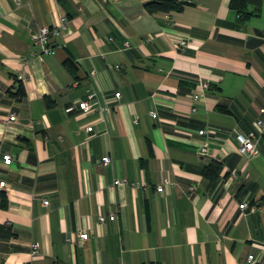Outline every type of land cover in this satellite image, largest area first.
Returning <instances> with one entry per match:
<instances>
[{
  "label": "crops",
  "instance_id": "crops-1",
  "mask_svg": "<svg viewBox=\"0 0 264 264\" xmlns=\"http://www.w3.org/2000/svg\"><path fill=\"white\" fill-rule=\"evenodd\" d=\"M147 1L0 0V264H264V2L240 21L231 0ZM63 18L54 51L32 52V30ZM91 89L109 114L79 107ZM251 130L254 156L235 137Z\"/></svg>",
  "mask_w": 264,
  "mask_h": 264
},
{
  "label": "built area",
  "instance_id": "built-area-1",
  "mask_svg": "<svg viewBox=\"0 0 264 264\" xmlns=\"http://www.w3.org/2000/svg\"><path fill=\"white\" fill-rule=\"evenodd\" d=\"M67 27V21L65 18H63L60 22L53 24V25H40L38 27H36L34 30H32L31 32V40H32V52L36 53L39 57L42 56L43 53L46 52H51L54 51V47L49 43L50 37L53 35H58L61 34ZM128 44V43H127ZM187 44V39L186 38H180V40L177 42V45L179 47H184ZM94 72V70L92 71ZM19 77L22 78L23 75L19 74ZM210 87V81L208 79H203L202 77L199 78L196 83L195 86L193 87V90L191 91V95L193 98L195 99H200L202 97H204L206 91L208 90V88ZM113 97L114 99H118L121 97V91L117 90L113 93ZM79 107L81 109H83L84 111H89L91 109H96L99 108L102 112H103V116L105 114H109L112 111V105L110 103H102L100 101V98L98 97L97 91L95 89H91L88 91L87 96L82 98L79 103H78ZM193 109H197L196 106L193 107ZM264 110V108H263ZM151 114L153 116L157 115V111L156 109L151 110ZM9 119L11 120H16L17 119V115L15 113H11ZM257 124L259 126H262L263 120L259 119L257 120ZM85 128L92 132V133H97L100 132L98 130V128L95 127L94 122L88 123ZM215 128L213 126L210 125H206L204 127H201L199 129V133L201 134H208L211 131H213ZM237 142H238V150L241 153H244L248 156H254L258 153V147L256 144V140H255V131L251 130L247 133H236L235 135ZM200 153L202 154H206L209 152V142L203 141L200 145ZM102 162L104 163H108L111 161V156L109 154H104L101 159ZM2 161L4 163H11L13 161V155L9 152H6L2 155ZM236 175V171H233L231 173V176H235ZM128 183L127 179H116L114 181V185H123ZM169 183V181L167 179L164 180V184ZM134 184V183H132ZM164 184H161L158 186V191H163L164 190ZM6 181H0V187H6ZM192 191L195 190V187L192 186L190 188ZM45 205L49 204V200L48 199H44L43 200ZM239 207L241 209H247L250 208L251 211L255 210V207H250L248 202H243L239 204ZM99 219V223L100 224H104L107 219L110 220H115L116 219V215L115 214H110V216L107 218L104 215H99L98 217ZM78 236L79 238H81L82 240H87L90 236L89 232H87L86 230H82L80 232H78ZM71 239V238H70ZM33 253H36L39 249V244H33ZM262 255L259 256H255L254 254H250L248 256V263L252 264L256 261H259Z\"/></svg>",
  "mask_w": 264,
  "mask_h": 264
},
{
  "label": "trees",
  "instance_id": "trees-1",
  "mask_svg": "<svg viewBox=\"0 0 264 264\" xmlns=\"http://www.w3.org/2000/svg\"><path fill=\"white\" fill-rule=\"evenodd\" d=\"M264 0H231L230 6L237 11L239 14V20L245 21L254 15H259L263 9ZM187 3L185 0H148L146 2V7L149 11H171L173 9H179ZM68 63L71 67H76L75 61L69 59ZM13 94H23L25 89L22 83L19 84L16 91H12ZM47 104L53 105L56 103L55 99L49 96H46ZM223 165L220 160L214 159L209 162L204 167V174L208 176L209 179L216 182L219 179Z\"/></svg>",
  "mask_w": 264,
  "mask_h": 264
}]
</instances>
